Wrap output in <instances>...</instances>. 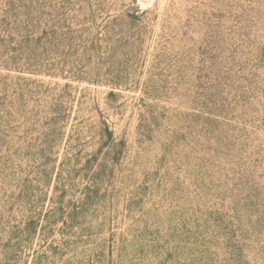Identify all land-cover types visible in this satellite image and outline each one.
I'll list each match as a JSON object with an SVG mask.
<instances>
[{"label": "rangeland", "instance_id": "obj_1", "mask_svg": "<svg viewBox=\"0 0 264 264\" xmlns=\"http://www.w3.org/2000/svg\"><path fill=\"white\" fill-rule=\"evenodd\" d=\"M0 264H264V0H0Z\"/></svg>", "mask_w": 264, "mask_h": 264}]
</instances>
